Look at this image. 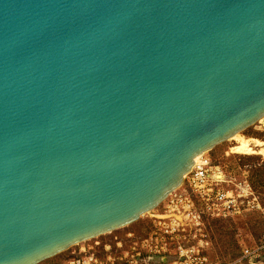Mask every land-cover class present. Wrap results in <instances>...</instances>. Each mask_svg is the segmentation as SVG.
I'll return each instance as SVG.
<instances>
[{"label":"water","instance_id":"95a60500","mask_svg":"<svg viewBox=\"0 0 264 264\" xmlns=\"http://www.w3.org/2000/svg\"><path fill=\"white\" fill-rule=\"evenodd\" d=\"M264 119V0H0V264L135 224Z\"/></svg>","mask_w":264,"mask_h":264},{"label":"rangeland","instance_id":"374dc122","mask_svg":"<svg viewBox=\"0 0 264 264\" xmlns=\"http://www.w3.org/2000/svg\"><path fill=\"white\" fill-rule=\"evenodd\" d=\"M241 137L264 143V123L250 128ZM235 146L234 141L226 142L206 153L204 160L220 174V187L231 196L241 194L240 207L226 212L225 217L211 213L201 216L199 224H195L200 232L194 241L178 244L179 238L155 235L160 234L155 216L169 203L167 200L135 224L75 246L42 264H190L195 255L186 259V263L175 255L180 247L183 252L203 250L204 264H264V147L255 148V154L241 155L233 152ZM185 187L173 198L183 194ZM192 201L199 210L202 202L195 197ZM246 250L255 255L245 259Z\"/></svg>","mask_w":264,"mask_h":264},{"label":"built area","instance_id":"2783aa9c","mask_svg":"<svg viewBox=\"0 0 264 264\" xmlns=\"http://www.w3.org/2000/svg\"><path fill=\"white\" fill-rule=\"evenodd\" d=\"M221 184L220 174H216V172L213 171V168L210 167L209 161H205L203 157L201 163L195 166L192 173L186 178L185 190L183 191V194L179 195V197L186 199L177 197L173 198L172 195L171 199H168L170 200L168 202L171 203L168 207L170 209L168 210V213H170L174 208H177L175 204H177L180 200L187 203V210H192V212L195 213L197 221L201 219V216H205L209 213L213 215L217 214V217L222 215L225 217L226 212L236 211V208L239 209L241 204V194L239 196H231L230 192H228L225 188L220 187ZM194 197L202 202V206L199 207L202 211L200 209L197 210L194 206L195 204L192 203ZM182 219L186 220L181 221L175 219L177 220L176 231L179 230L178 225H182L183 222L187 224V218ZM193 254L195 255L194 250L190 252L189 256L191 257ZM253 255L255 254H251L250 251L246 250L244 251L243 257L246 259ZM184 258L189 259V257Z\"/></svg>","mask_w":264,"mask_h":264},{"label":"flooded vegetation","instance_id":"af4514ba","mask_svg":"<svg viewBox=\"0 0 264 264\" xmlns=\"http://www.w3.org/2000/svg\"><path fill=\"white\" fill-rule=\"evenodd\" d=\"M177 198H183V197H177ZM183 199H186V198H183ZM170 205L171 203H168L164 208H162L160 214H158V216H155V219H157V222H159L158 230L160 231V234L155 233V235H160L161 237L163 236L165 238L171 237L172 240L173 238H177V239L179 238L177 240L178 244L185 243L188 241L190 242L194 241L198 237V233L200 232L199 229L195 228V224L196 225L199 224V221H197V217L195 216V213L192 212V210L190 211L187 210V203L184 202L183 200L182 201L180 200L177 204H175L177 208H174L170 213H168L169 212L168 210H170L168 207ZM199 209L202 211L201 208ZM182 218H187V221H186L187 224L183 222L182 225H178L179 230L176 231L177 230L176 229L177 220H181V221L186 220ZM193 250L195 251V256L190 264H194V263L204 264L206 257L204 256L203 250L202 252L199 250H196L195 248ZM197 252H198V258H195ZM175 255L176 257L180 259H184L186 263H187V260L184 257H189V259H191L192 257V256L191 257L189 256L190 255L189 251L183 252L181 247L179 251L175 253Z\"/></svg>","mask_w":264,"mask_h":264},{"label":"bare ground","instance_id":"6f19581e","mask_svg":"<svg viewBox=\"0 0 264 264\" xmlns=\"http://www.w3.org/2000/svg\"><path fill=\"white\" fill-rule=\"evenodd\" d=\"M261 123H264V119L261 121ZM230 141H234L236 143V146L233 148V152L241 155H250L255 154V148H263L264 143L260 141H256L255 143L245 140L241 137V135H237L235 138H233ZM204 157L202 155L195 163V166L201 163V158Z\"/></svg>","mask_w":264,"mask_h":264}]
</instances>
